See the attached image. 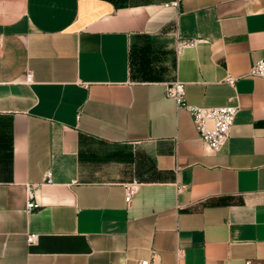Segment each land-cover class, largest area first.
<instances>
[{"label":"crops","instance_id":"crops-1","mask_svg":"<svg viewBox=\"0 0 264 264\" xmlns=\"http://www.w3.org/2000/svg\"><path fill=\"white\" fill-rule=\"evenodd\" d=\"M173 1L0 0V264H264V0Z\"/></svg>","mask_w":264,"mask_h":264},{"label":"built area","instance_id":"built-area-1","mask_svg":"<svg viewBox=\"0 0 264 264\" xmlns=\"http://www.w3.org/2000/svg\"><path fill=\"white\" fill-rule=\"evenodd\" d=\"M184 0H174L168 7L178 9L181 2ZM3 37L0 35V56L2 49ZM195 40L192 41H178L177 52L180 54L184 49L195 46ZM248 76L264 79V59L256 63L248 73ZM239 77L228 75L225 82L232 87H235ZM31 75H28L27 81L30 82ZM167 97L173 99L179 109L188 110L194 120L197 131L201 139L210 147L214 152H220L228 143L231 130L235 124L237 115L240 112V106L227 105L222 107H199L189 105L186 100L185 84L180 81L169 83L166 87ZM45 183L51 184L53 182V174L48 171L45 175ZM140 183L133 181L125 185L126 202L128 205L132 202L134 196L137 194ZM41 205L35 201V193L28 191L27 211L30 213L38 209ZM37 241V235H30L28 242L33 244ZM139 264H155L150 260L140 261ZM245 264H251L247 261Z\"/></svg>","mask_w":264,"mask_h":264}]
</instances>
